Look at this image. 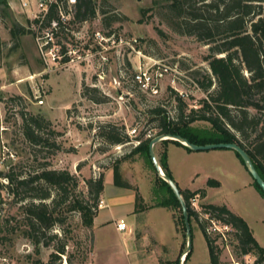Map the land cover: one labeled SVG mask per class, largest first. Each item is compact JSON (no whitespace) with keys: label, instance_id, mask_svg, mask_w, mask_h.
<instances>
[{"label":"rangeland","instance_id":"obj_1","mask_svg":"<svg viewBox=\"0 0 264 264\" xmlns=\"http://www.w3.org/2000/svg\"><path fill=\"white\" fill-rule=\"evenodd\" d=\"M6 1L8 8L0 3V169L3 172L13 168L24 176L39 171L42 164L47 163L48 168L64 169L76 176V191L86 194L85 180L100 173L104 175L117 158L137 144L136 136L157 135L156 121L150 120L154 117L149 112L151 108L161 106L168 115L174 116L176 94L187 102L188 108L200 106V100L206 96L191 73L209 72L205 56L211 52L213 43L176 29L173 23L180 19L171 16L162 0H94L96 14L93 18L81 23L69 22L66 28L55 33L56 42H69V46L77 47L82 55L88 53L66 64L45 59L39 52L31 13L38 10L37 0H32L29 10L22 9L19 0L14 7ZM146 8L149 9L142 14L141 9ZM107 16H110L109 23L105 24ZM12 21L32 31L20 35L15 48L8 30ZM96 31L110 38L100 41V45L94 37ZM221 55L224 53H217ZM140 68L153 76L155 92L143 89L134 80ZM244 74L247 76L248 72ZM83 83L97 87L99 92L91 90L90 93L103 94L105 101L95 103L82 97ZM31 116L49 121L37 129L49 145L31 142L25 135L24 123L29 122ZM106 122L124 125L131 139L118 145L106 143L97 134V127ZM192 125L210 127L205 121H194ZM168 142L158 141L154 146L155 155ZM51 143L57 144L59 149H54ZM171 144L174 143L169 142L168 146ZM197 152L202 153L188 157L186 166L180 165L182 171L195 165L199 174L194 184L199 186H204L207 177H220L221 185L211 191L209 199L218 204L227 203L232 212L243 217L264 251V197H257V193L243 186L245 179H253L234 161L233 155L241 162L235 150L218 147ZM176 157L174 155V159ZM186 160L182 159L181 164ZM226 164H230L229 168ZM119 166L125 169L123 178L129 179L140 194L141 207L135 216L122 213L118 208L113 211L104 207L100 218L105 215L104 219L108 220L124 215L126 221L132 219L133 235L139 240L137 246L133 248L131 240L122 241L119 234L110 232L105 226L96 225L93 231L82 224L76 211L65 212L64 223L49 231L57 234L50 245H34L23 233L26 224L22 206L31 198H15L3 190L0 264H45L60 241L66 243V252L58 261L65 264H161L181 256L186 245L183 244L179 212L154 205L158 197L154 196L157 192L152 185L154 172L150 165L136 153L122 160ZM222 168L230 169L236 179L222 174ZM110 188L107 185L106 191ZM197 200V218L191 220V254L185 264H210L200 222L206 225L211 237H218L215 244L220 264H257L254 253L243 254L236 247L231 227L209 219Z\"/></svg>","mask_w":264,"mask_h":264},{"label":"trees","instance_id":"obj_2","mask_svg":"<svg viewBox=\"0 0 264 264\" xmlns=\"http://www.w3.org/2000/svg\"><path fill=\"white\" fill-rule=\"evenodd\" d=\"M162 1L171 16L180 19L173 23L176 29L180 28L183 33L193 34L199 40H208L213 45L210 46L211 52L205 56L209 72L200 74L198 71H193L191 73L198 86L206 92V96L199 102L200 106L188 108L187 102L176 94L177 105L174 116L168 115L161 106L151 108L149 112L154 117L150 120L156 121L158 129L155 134H176L195 144L235 142L246 151L264 179V0ZM0 3L4 8H8L6 0H1ZM147 9L149 8L141 9V13L143 14ZM55 12L52 6L46 18V24L51 19H57ZM95 14L94 0L76 1L73 15L75 22H85L93 18ZM108 18L110 16L105 18V24L109 23ZM33 21L36 23L37 19ZM8 30L13 48L18 46L20 35L32 32L18 21H12ZM217 53H224V55L217 56ZM244 71L248 72L247 76ZM212 86L214 88L210 90ZM91 90L95 93L99 92L97 87L83 83L81 96L95 103L105 101L106 97L103 94L94 95L90 93ZM29 120L24 123V133L27 138L36 144L43 142V145H49L47 139L39 135L37 130L49 121L44 120L43 117L36 118V116H31ZM194 121L208 122L210 127L193 126ZM97 128V134L108 144L118 145L130 140L124 125L119 126L106 122ZM151 138V135L136 136L138 143L131 146L127 154L114 161L110 167L113 171V183L135 191V211H137L141 207L142 198L137 189L123 178L119 164L136 153L144 157L154 172L152 185L157 192L154 195L158 197L154 205L178 210L179 223L184 235L183 244L186 245L181 206L168 183L157 174L153 166L148 151ZM162 141H171L191 150L174 139L167 138L160 142ZM50 145L54 149H59L55 143ZM236 154L244 164L240 155L237 152ZM156 157L163 172L171 178L166 168L165 151L157 153ZM47 166V163H43L39 171L24 176L21 172L14 171L13 168L7 172L0 170V178L7 180L6 183L0 180V198L3 190L13 194L15 198L17 196L20 199L31 198L22 206L26 224L23 233L34 245H50L57 238V234H50L49 231L55 225L64 223L66 219L64 213L68 211L78 212L82 224L89 228L92 227L104 186V175L100 173L97 177H89L85 180L87 192L82 194L76 191L78 183L76 176L67 170L52 169ZM207 184L217 186L218 182L210 178ZM253 185L264 197V192L255 180H253ZM157 188L164 192L160 193L161 191L159 192ZM179 191L186 204L191 226V220L197 218V212L192 208L190 200L196 194L204 196L205 190L190 191L179 188ZM63 204H65L64 207H62ZM201 206L209 214V219L231 227L232 238L241 253H254L256 263L264 264V251L241 216L232 212L225 204L203 203ZM200 229L206 240L210 264H220L218 245L215 244L218 237H211L203 222H200ZM65 246L66 243L62 241L55 245V250L50 253L49 260L45 264H65L58 261L66 252ZM190 254L191 251L186 254L183 264L189 259ZM179 257L180 255L175 260L162 261L161 264H178Z\"/></svg>","mask_w":264,"mask_h":264},{"label":"crops","instance_id":"obj_3","mask_svg":"<svg viewBox=\"0 0 264 264\" xmlns=\"http://www.w3.org/2000/svg\"><path fill=\"white\" fill-rule=\"evenodd\" d=\"M16 1L17 0H9L11 7H14V5L16 4ZM169 142L174 143L171 141H169ZM169 142H168V144H169ZM168 144L163 145L162 150L160 152L165 151L167 171L169 172V174L171 175V178L175 181L177 186L180 189L190 190V191H194L197 189H204L205 190L204 196L201 197L199 194H196L194 196L195 198H197L199 200V203L200 204H203V203L218 204V203L211 201L209 198H211V191L221 185V178L220 177H217V176L207 177L205 180L204 186H199V185L194 184V181L199 174V169H197L195 165H192L191 167L189 166V168L183 169V171L180 168V165H183V166L187 165L186 159L188 157H196L199 155V153H202V152H197V150H192V149L188 150L185 147L178 145L176 143L171 144L170 145L172 147L171 148L168 146ZM174 155L177 156L175 159H174ZM232 157H233L234 161L237 162V165L239 167L241 166V168L243 167L244 171H246L245 173L249 174V172L245 168L244 164L243 163L241 164V162L239 161V159L235 155H233ZM182 159H185L186 162L183 161V163L181 164ZM229 165L230 164H228L226 167L229 168ZM124 170L125 169L120 167L121 174L123 173L122 171H124ZM111 172H112V175H111ZM238 172H240V170ZM221 173L222 174L223 173L228 174L232 179H234L236 177V174L230 173V169L228 171L226 168H222ZM210 178L216 180L218 182V185L217 186L208 185L207 180ZM125 179H127V178H125ZM251 179H252V177H251ZM127 180L129 181L130 184H133L129 179H127ZM107 185L109 187H111L110 191H108V192L106 191ZM243 186H247L248 187L247 189H250L252 193H257L258 194L257 197L262 198L260 196L261 195L260 192L255 188V186L253 185V181L250 180V178H249V180L248 179L244 180ZM100 199L103 201V204L101 206H99V208L97 209V213L93 218V223H92V227H91L93 229V231L95 230L94 227L96 225L105 226V229H110V232H114V233L119 234L122 241L131 240L133 242V245H132L133 248H134V246H137L138 245L137 241H139V240L136 241L134 238L133 230L135 228V224L133 223L132 219H130L129 221H126V219L124 218V215H120L119 217H117L115 219L110 218L108 220L104 219L105 215H103L100 218V212L104 207H110L113 211L116 208H118V209L122 210V213L131 214L134 216L137 213V211H135V192H133V189L123 188V187H119V186L114 185V183H113V171L111 168H107L104 171V186H103V191L100 195ZM223 204H225L232 211L231 207L227 203H223ZM119 219H124L126 221L127 229L124 232H120L116 228V222ZM147 229H149V228H146V230ZM143 241L144 240H142V242ZM145 242L147 243L148 240H145ZM95 264H97V263H95ZM132 264H137V263H132Z\"/></svg>","mask_w":264,"mask_h":264},{"label":"built area","instance_id":"obj_4","mask_svg":"<svg viewBox=\"0 0 264 264\" xmlns=\"http://www.w3.org/2000/svg\"><path fill=\"white\" fill-rule=\"evenodd\" d=\"M77 0H37V11H32L33 19H37L35 23V41L38 45V49L41 55L45 59L49 58L53 62L61 61L63 63H70L74 60H79L82 56H87L88 53L82 55L79 53L77 47H70L69 42L59 43L55 40V33H57L61 28H66L69 22L74 21V8ZM20 7L25 10H29L33 3L32 0H19ZM54 6L57 19H51L48 24H46V18L50 11V8ZM95 39H98V44L101 45L102 40H108L110 35L103 36L99 31L95 32ZM134 80L137 81L145 90L153 89V92L156 91L155 83L153 76L145 70L139 69L134 74ZM42 103V100H39ZM133 132L135 131L132 130ZM150 136V135H149ZM131 139V138H130ZM138 143V140L136 141ZM10 157L12 154L9 153ZM1 170V169H0ZM4 183L7 182L6 178H0ZM195 197H192L190 200L192 208L195 210ZM103 201L100 199L98 206H101ZM197 212V210H195ZM212 220V219H211ZM116 228L120 232H124L127 229V224L124 219H119L116 222ZM214 229V228H213ZM207 232L209 230L207 229ZM210 233V232H209Z\"/></svg>","mask_w":264,"mask_h":264},{"label":"water","instance_id":"obj_5","mask_svg":"<svg viewBox=\"0 0 264 264\" xmlns=\"http://www.w3.org/2000/svg\"><path fill=\"white\" fill-rule=\"evenodd\" d=\"M167 138L177 140L181 142L182 144L188 146L192 150H206V149H212V148H218V147L233 149L240 155L247 171L251 175L252 179L256 181V183L259 185V187L262 189L263 192H264V179L261 177V175L255 168L251 158L246 153V151L235 142H213V143H206V144H195V143L189 142L184 137L180 135H176V134L174 135L173 134H159L151 138V140L149 141V145H148V151H149V155L153 163V166L155 167L157 174L168 183V185L170 186L171 190L173 191L174 195L178 199L180 206H181L183 222L185 226L186 249L180 256L178 264H183L186 254L191 250V247H192L191 226L189 223L186 204L180 194L179 188L177 184L175 183V181L169 176H167L161 169L158 163V160L156 158L155 152H154V144L157 143L158 141H161Z\"/></svg>","mask_w":264,"mask_h":264}]
</instances>
